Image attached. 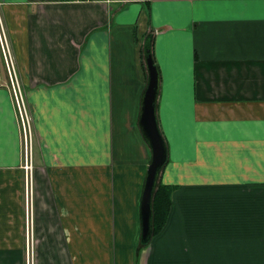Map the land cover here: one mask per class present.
Wrapping results in <instances>:
<instances>
[{"label":"crops","instance_id":"obj_1","mask_svg":"<svg viewBox=\"0 0 264 264\" xmlns=\"http://www.w3.org/2000/svg\"><path fill=\"white\" fill-rule=\"evenodd\" d=\"M0 3L38 145L30 241L0 58V264H264V0ZM151 34L174 190L142 245Z\"/></svg>","mask_w":264,"mask_h":264},{"label":"water","instance_id":"obj_2","mask_svg":"<svg viewBox=\"0 0 264 264\" xmlns=\"http://www.w3.org/2000/svg\"><path fill=\"white\" fill-rule=\"evenodd\" d=\"M151 39L150 36L145 45L148 83L142 95L139 117L141 131L152 153L140 201L141 241L143 244H149L153 237V199L162 169L169 158L168 145L162 133L157 115L158 97L160 93V71L153 56Z\"/></svg>","mask_w":264,"mask_h":264},{"label":"built area","instance_id":"obj_3","mask_svg":"<svg viewBox=\"0 0 264 264\" xmlns=\"http://www.w3.org/2000/svg\"><path fill=\"white\" fill-rule=\"evenodd\" d=\"M91 1V0H84ZM1 6V3H0ZM0 58L6 68L8 75V84L11 90L12 98L15 103L16 112L20 124L21 135L23 144H25V155H24V168L26 171V206L28 214V230L29 238H31V229L34 225V197H33V158L30 157V151L32 149V129L31 123L26 111V99L22 89V83L18 74L15 58L13 55L12 46L10 44L9 37L6 32L4 21L0 11ZM24 134V135H23Z\"/></svg>","mask_w":264,"mask_h":264},{"label":"trees","instance_id":"obj_4","mask_svg":"<svg viewBox=\"0 0 264 264\" xmlns=\"http://www.w3.org/2000/svg\"><path fill=\"white\" fill-rule=\"evenodd\" d=\"M150 36L152 38L153 34H151ZM152 51H153V44H152ZM153 56H154V53H153ZM164 167L162 169V173H163ZM162 173H161L158 187L156 189L154 199H153V212H154L153 236L159 234L164 229L168 221V216H169L171 205H172V196H173L174 186L170 184L162 183ZM142 245H147V244H142Z\"/></svg>","mask_w":264,"mask_h":264},{"label":"rangeland","instance_id":"obj_5","mask_svg":"<svg viewBox=\"0 0 264 264\" xmlns=\"http://www.w3.org/2000/svg\"><path fill=\"white\" fill-rule=\"evenodd\" d=\"M0 10H1V6H0ZM153 38V37H152ZM152 40V39H151ZM153 52V51H152ZM17 66V65H16ZM17 70H18V68H17ZM159 71H160V69H159ZM22 89H23V87H22ZM23 92H24V96H25V99H26V111H27V113H28V116H29V119H30V123H31V129H32V149H31V151H30V157H32L33 158V176L31 177L32 178V181L30 182V185H31V183H32V186H33V197H34V199H35V167H36V156H38V154H37V136H36V131H35V125H34V118H33V115H32V112H31V109H30V107H29V105H28V100H27V94H26V91H24V89H23ZM158 109V108H157ZM157 115H158V112H157ZM158 120H159V118H158ZM160 124V123H159ZM161 127V126H160ZM161 130H162V128H161ZM162 133H163V135H164V132H163V130H162ZM212 133V131H210V130H207V134H211ZM24 135V134H23ZM164 137H165V135H164ZM165 139H166V137H165ZM166 142H167V140H166ZM167 145H168V142H167ZM22 146H23V148H22V155H23V160H24V155H25V144H23V139H22ZM169 149V148H168ZM151 156H152V153H151ZM144 181H145V179H144ZM162 183H164V181H163V179H162ZM164 184H167V183H164ZM27 187V184L25 185V188ZM30 256V255H29ZM32 257V254H31V256H30V262H32V260H33V258H31Z\"/></svg>","mask_w":264,"mask_h":264}]
</instances>
